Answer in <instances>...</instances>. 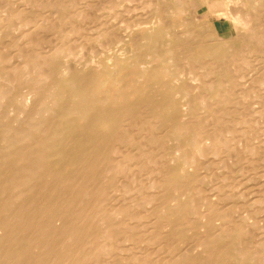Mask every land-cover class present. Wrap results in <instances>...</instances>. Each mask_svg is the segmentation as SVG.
I'll return each instance as SVG.
<instances>
[{
    "label": "bare ground",
    "instance_id": "6f19581e",
    "mask_svg": "<svg viewBox=\"0 0 264 264\" xmlns=\"http://www.w3.org/2000/svg\"><path fill=\"white\" fill-rule=\"evenodd\" d=\"M0 264H264V0H0Z\"/></svg>",
    "mask_w": 264,
    "mask_h": 264
},
{
    "label": "rangeland",
    "instance_id": "374dc122",
    "mask_svg": "<svg viewBox=\"0 0 264 264\" xmlns=\"http://www.w3.org/2000/svg\"><path fill=\"white\" fill-rule=\"evenodd\" d=\"M221 23V21H216L215 24H218ZM248 103H250V101H248Z\"/></svg>",
    "mask_w": 264,
    "mask_h": 264
}]
</instances>
